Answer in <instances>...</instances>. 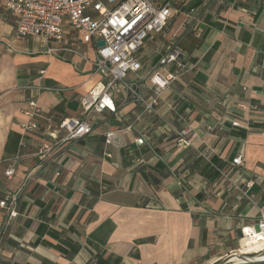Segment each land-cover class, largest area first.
<instances>
[{"label":"crops","instance_id":"1","mask_svg":"<svg viewBox=\"0 0 264 264\" xmlns=\"http://www.w3.org/2000/svg\"><path fill=\"white\" fill-rule=\"evenodd\" d=\"M178 5L137 53L146 69L173 46L182 50L187 68L158 104L145 110L119 87L116 113L91 114L90 134L41 155L57 122L79 116L80 97L100 81L94 49L66 23L61 43L18 36L0 0V200L22 188L15 217L6 222L0 207V264H214L264 212V0ZM60 46L77 53L47 51ZM136 76L127 79L148 97L147 80ZM31 98L40 129L24 132ZM182 129L190 144L177 146ZM106 130L115 131L113 144L104 142ZM140 136L142 145L134 141ZM237 154L243 164L232 166ZM28 172L33 178L22 187ZM246 182L251 199L242 193Z\"/></svg>","mask_w":264,"mask_h":264},{"label":"built area","instance_id":"2","mask_svg":"<svg viewBox=\"0 0 264 264\" xmlns=\"http://www.w3.org/2000/svg\"><path fill=\"white\" fill-rule=\"evenodd\" d=\"M184 0H1L3 8L16 17L15 30L18 36H40L47 40L61 43L64 38V24L80 32L81 40L93 46L94 56L91 60L93 72L101 79L96 82L83 96L80 97V115L61 118L49 134L52 144L43 143L38 148V154H45L52 149L54 144H65L76 141L93 131L91 114L108 110L116 113L113 93L117 88L124 89L126 100L142 104L145 110H152L165 88L186 70L182 61V50L173 46L161 54L157 62L149 68L143 69L138 59V50L143 46L151 34L162 32L169 20L181 11L180 2ZM192 11L190 9L187 14ZM201 12L192 19L199 21ZM102 45H97L98 41ZM64 50L77 53L73 47H52L48 52ZM86 58L85 54H82ZM175 64L177 71L170 72L168 67ZM135 73L136 78L147 80L151 94L145 97L141 91V83L137 79L128 80L127 74ZM40 74L43 70L39 71ZM46 88V87H45ZM245 109L244 105H240ZM23 113L27 120L20 124L24 132L39 131V118L41 110L35 98L26 102ZM232 125H239L238 119L232 120ZM129 124L126 128L129 129ZM186 129L178 132L177 146L189 145L190 138H184ZM118 137L113 130L104 132V142L113 144ZM135 143L142 145L143 136L136 137ZM207 154V149L203 150ZM232 166L243 164L242 155L237 154L231 160ZM13 163L8 164L4 173L10 177L14 173ZM33 178L32 172L25 176L23 186ZM223 179H228L227 174H222ZM234 186V185H233ZM250 182H246L242 193L252 198L248 193ZM238 188V186H234ZM22 188L8 192L0 200V207L5 209L6 222L16 216L15 205ZM0 231V235H1ZM250 238L260 241L263 248L257 252L264 254V212L254 225H245L240 228L238 246L230 253L240 255H254L256 253H241V240ZM234 263V262H232ZM246 263V262H243ZM241 264V263H237Z\"/></svg>","mask_w":264,"mask_h":264},{"label":"bare ground","instance_id":"3","mask_svg":"<svg viewBox=\"0 0 264 264\" xmlns=\"http://www.w3.org/2000/svg\"><path fill=\"white\" fill-rule=\"evenodd\" d=\"M263 248V245L260 241H254L248 237L241 240V253H257ZM229 262L235 261L236 263H243L248 260H260L264 259V254L260 257H254L252 255H245L242 257L240 253H236L227 257Z\"/></svg>","mask_w":264,"mask_h":264},{"label":"water","instance_id":"4","mask_svg":"<svg viewBox=\"0 0 264 264\" xmlns=\"http://www.w3.org/2000/svg\"><path fill=\"white\" fill-rule=\"evenodd\" d=\"M102 44H103V42L101 40L97 42V45H102ZM233 254H236V253H230V254H228L225 258L222 259L221 262H219V264H223V263L228 262V258L227 257L230 256V255H233ZM241 256L244 257L245 255H241ZM254 261H257V260H248V261H246V263L254 262Z\"/></svg>","mask_w":264,"mask_h":264},{"label":"rangeland","instance_id":"5","mask_svg":"<svg viewBox=\"0 0 264 264\" xmlns=\"http://www.w3.org/2000/svg\"><path fill=\"white\" fill-rule=\"evenodd\" d=\"M263 254H260V253H256V254H254L253 256L254 257H260V256H262ZM232 262H235V261H232ZM214 264H219V263H214ZM227 264H230V263H227Z\"/></svg>","mask_w":264,"mask_h":264}]
</instances>
